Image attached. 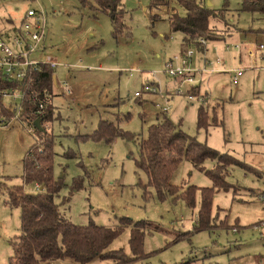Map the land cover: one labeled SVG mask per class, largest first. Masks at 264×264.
<instances>
[{"label": "rangeland", "instance_id": "obj_1", "mask_svg": "<svg viewBox=\"0 0 264 264\" xmlns=\"http://www.w3.org/2000/svg\"><path fill=\"white\" fill-rule=\"evenodd\" d=\"M205 1L213 10L228 5L233 30L224 33L223 40L208 42L211 48L205 57L189 48L194 50L192 67L202 68L204 60L212 66L217 59L222 62L217 68L222 72L200 77V96L189 101L192 85L164 72V63L182 50V34L171 31L168 18L173 13L183 16L184 11L173 0L159 6L150 0H120L123 30L114 37L107 14L95 0H0V32L18 27L29 9L45 16L47 37L40 55L57 67L50 98L53 120L44 129L53 136L52 173L63 183L56 200L65 202L59 206L63 217L80 226L114 227L120 217L145 221L142 252L150 255L141 264H264V16L241 11L240 0ZM249 47L254 48L253 57ZM236 70L242 73L234 84ZM64 84L69 94L64 93ZM147 85L156 91L144 92ZM135 92L142 94L135 97ZM5 101L11 108L21 104L20 97L16 103ZM215 104L222 127L199 130L197 109L204 105L210 114ZM163 115L180 122L197 141L258 171L257 176L241 166L227 168L230 188L214 191L210 229L194 232L200 191L193 207L180 197L188 186L212 188L211 180L189 161L183 160L170 179L179 192L161 199L135 166V143L121 138L110 145L83 140L102 120L145 138L148 126ZM38 142V135L17 119L0 124V264L9 263L20 229L21 211L6 205L5 193L10 185H22L25 154ZM214 163L205 161L203 167L211 170ZM77 179L81 187L69 192ZM24 191L34 192L35 187L26 186ZM129 238L126 229L107 250L122 249L131 256Z\"/></svg>", "mask_w": 264, "mask_h": 264}, {"label": "trees", "instance_id": "obj_2", "mask_svg": "<svg viewBox=\"0 0 264 264\" xmlns=\"http://www.w3.org/2000/svg\"><path fill=\"white\" fill-rule=\"evenodd\" d=\"M173 1L184 11L183 16L173 13L168 18L171 31L182 34L181 55L192 46L195 51L202 54L205 49L201 41L223 40L225 34L233 30L227 17L228 5L220 10H213L205 0ZM240 1L241 11L264 16V0ZM150 2L156 6L168 4L163 0H150ZM95 3L107 14L114 37L123 30V24L118 20L124 13L120 0H95ZM54 76L55 69H51L48 64H39L36 70L31 69L23 80L10 79L0 72V91L14 89L23 95L20 99L21 104L17 105L16 109L11 108L10 104L9 108L5 99L0 97V124L6 120L17 119L26 127H34V122L40 120L42 129L38 131L34 127L33 134L38 135L39 142L33 144L25 154L22 185H10L5 193L6 205L10 209L18 208L21 211L19 234L12 241V257L8 264H50L59 260H69L76 264L106 260H111L113 264H141V261L150 255L142 252L144 229L148 226L145 221L134 222L120 217L114 227H104L94 223L80 226L68 222L60 211L59 206L63 199L57 202L56 200L63 183L56 182L53 177V136L44 129L53 120L54 107L50 98L55 86ZM188 92L193 96H200L198 85ZM45 95H48V98L44 99ZM31 97L44 101L45 108L41 117L36 115L37 106L31 102ZM217 109V104L211 108L210 114L204 105L197 109L196 126L199 130L203 129L207 132L211 126L222 127ZM87 138L95 142L104 141L107 145L118 138L135 143L138 147L135 166L146 174L147 186L157 190L158 198L161 199L166 195L175 196L179 192L180 188L171 185L170 179L183 160L189 161L195 169L205 173L212 182V188L188 186L180 196L188 206L193 207L195 194L197 191L201 193V205L197 216L198 228H194V232L212 228L211 207L214 191L230 188L229 183L225 181L228 175L227 168L232 165L241 166L248 171L253 168L228 153L220 154L209 148L206 143L197 141L196 137L182 130L180 122L175 124L166 115L148 126L145 138L124 131L107 120L100 121L96 130L83 137V140ZM205 161L215 162L211 170L203 167ZM253 171L251 172L258 174L255 169ZM26 186H34L35 191L25 192ZM80 187L81 180H74L69 192L72 193ZM126 229H129V248L132 255H126L122 249L107 250V247ZM171 243L173 242L167 245Z\"/></svg>", "mask_w": 264, "mask_h": 264}, {"label": "built area", "instance_id": "obj_3", "mask_svg": "<svg viewBox=\"0 0 264 264\" xmlns=\"http://www.w3.org/2000/svg\"><path fill=\"white\" fill-rule=\"evenodd\" d=\"M44 17L45 16L42 12L29 9L24 14L18 27H14L6 33L0 34V72L5 77L14 80H23L26 74L31 69L36 70L39 64H48L51 69L57 67L56 62L48 60L43 61L42 56L40 55L44 49V41L47 37V27ZM201 44L206 46L208 42L201 41ZM258 47L263 49L261 45ZM35 54H39V56L34 59L32 57ZM249 54L251 55L252 53ZM193 55L194 50L192 49L188 50L184 55H179L173 60H169L164 63V72L171 79L176 80L180 78L182 82L192 85L193 88L201 82V80H199L201 71L192 67L191 64ZM206 64L207 66L208 64L211 65L210 62ZM205 67L206 65L204 64V68ZM204 70L202 71L204 72ZM241 73V71H234V76L232 77L234 84L238 82ZM63 91L66 94L70 93L66 84L63 85ZM143 91L154 93L156 89L147 85L143 88ZM141 94L142 92H135L134 96L139 97ZM181 94L182 92L178 90L177 95ZM0 97L16 103L18 97L22 99L23 95L16 92L14 89H8L0 91ZM194 97L196 96L188 94L189 101H192ZM46 98H48V95L44 96V99ZM30 100L37 106L36 115L41 117L45 108L44 101L38 100L36 97H31ZM16 108L17 104H15L14 109ZM27 128L29 132H34L33 126ZM261 170L264 171V166L261 167Z\"/></svg>", "mask_w": 264, "mask_h": 264}, {"label": "crops", "instance_id": "obj_4", "mask_svg": "<svg viewBox=\"0 0 264 264\" xmlns=\"http://www.w3.org/2000/svg\"><path fill=\"white\" fill-rule=\"evenodd\" d=\"M25 14V13H24ZM24 16V15H23ZM23 16L21 17V19L23 18ZM20 22H21V20H20ZM9 30H11V28H9L8 30H6V32H8ZM6 32H0V34H4V33H6ZM182 41V40H181ZM209 48H211V45L210 44H208V47L206 48V46H205V51H204V53H202V55L204 56L205 54L206 55H208V52H209ZM44 49H45V44H44ZM44 49L42 50V52L44 51ZM41 52V53H42ZM249 53H252L251 55L249 54ZM182 54V50H181V53H180V55ZM248 55H249V57H253L254 56V48L253 47H249L248 48ZM205 57V56H204ZM218 60V61H217ZM217 60H215V64L212 66V62H210V64L211 65H209L208 64V66H207V64H206V61L204 60V62H203V67L202 68H199V70L201 71V75H200V77L203 75V74H214V73H217V72H222V70H220V69H218L217 70V68H220L221 66V61L219 60V59H217ZM204 64L206 65V69L204 68ZM219 66V67H218ZM205 70H204V69ZM202 70H204V72L202 71ZM237 71V70H236ZM234 71H232V73H233ZM241 76V75H240ZM199 78V77H198ZM176 80H180L181 82H182V80L180 79V78H178V79H176ZM179 81V82H180ZM53 82H55V76H54V81ZM52 104V103H51Z\"/></svg>", "mask_w": 264, "mask_h": 264}, {"label": "water", "instance_id": "obj_5", "mask_svg": "<svg viewBox=\"0 0 264 264\" xmlns=\"http://www.w3.org/2000/svg\"><path fill=\"white\" fill-rule=\"evenodd\" d=\"M53 81H54V78H53ZM33 125L38 131H42V129L40 127V120H36Z\"/></svg>", "mask_w": 264, "mask_h": 264}]
</instances>
